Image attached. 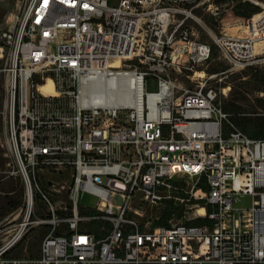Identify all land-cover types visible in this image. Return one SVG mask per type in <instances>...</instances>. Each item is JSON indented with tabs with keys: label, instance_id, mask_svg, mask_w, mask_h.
<instances>
[{
	"label": "built area",
	"instance_id": "built-area-1",
	"mask_svg": "<svg viewBox=\"0 0 264 264\" xmlns=\"http://www.w3.org/2000/svg\"><path fill=\"white\" fill-rule=\"evenodd\" d=\"M241 3L263 9L246 36L222 33L218 0H27L0 29L7 175L24 185L0 264H264V140L230 121V86H212L262 55L264 5L229 9ZM189 21L226 70L208 72ZM42 227L37 254L21 250Z\"/></svg>",
	"mask_w": 264,
	"mask_h": 264
},
{
	"label": "rangeland",
	"instance_id": "rangeland-1",
	"mask_svg": "<svg viewBox=\"0 0 264 264\" xmlns=\"http://www.w3.org/2000/svg\"><path fill=\"white\" fill-rule=\"evenodd\" d=\"M26 2H27V0H0V13L3 14V18L0 21V29H2V30L7 29L13 23L14 18L19 14V11L21 9H23ZM224 7L226 8V5H224ZM210 20L211 19L207 16L203 17V21L206 24H208V26L211 27L212 29H213V27H212L211 22L217 23L218 29L220 31L221 26H220L219 22H215L214 20L210 21ZM243 21L244 20H239V19L233 18V20H231L230 22H227V24L225 26H222V33L224 34V32H225L223 30V28H224L228 33H230L233 36H246L248 34V24H247V21H244L245 23L241 26V24H242L241 22H243ZM189 26L191 28H194L197 32H199L200 41L208 43L209 45H215L213 43L212 39L203 30V28L200 27V25H198L197 23H194L193 21H189ZM235 31H238V33H234ZM256 52H257V54H262V55L259 57L258 61L253 65V67L257 68V71L264 72V41L257 45ZM3 64H4V60L0 58V88L2 89V91H0V133H2V129L4 128V122H5L4 112H5V107H6V97H5V91H4L5 79H4L3 73H2ZM228 66H229L228 61L222 56L221 52L217 49L215 55H213V63H212V65H210L209 69L224 71L225 69L228 68ZM243 71H241V72H243ZM241 72L230 75L228 78H224V80L230 82L231 87H234V89H235L234 98H240L241 96L246 95V98L250 102H253V100L257 97V95L254 93H251L249 91V88L244 87V82H245L244 80L245 79L239 78ZM1 79H2V81H1ZM1 82H2V85H1ZM184 83H185V81H184ZM212 86L214 88H220V87H223L225 85H224V82L220 81V76H219L213 81ZM231 87H230V90H229L227 96L223 98V102L225 99L231 98V92H232ZM154 90H155V85H154L153 80L148 81L147 91L148 92H154ZM244 110L246 111V110H250V109L247 105H244ZM239 129H241V128H239ZM9 169H10V167L8 164V170ZM8 170H7V172H8ZM7 174L8 173L4 174V181L10 180V177L8 178ZM21 196H22L21 198H22V202H23L24 191H23V194ZM9 197L17 198L18 195H12V196H9L6 194L0 195V219L4 217V215L3 216L1 215V213L4 210L2 208V200L1 199L2 198L6 199ZM81 203L93 210L96 208V206L98 204V198L93 196V195H90V194H84L83 197L81 198ZM241 204L243 206H248L250 204V198L248 196L244 197L242 199ZM13 211H15V210H13ZM7 229H8V225H7L6 221H3V223H0V247L4 244V242L6 241V238L10 235V234L6 233ZM23 248H24L23 245H21L20 249L22 250ZM22 254H24L22 251H16L15 252V255H22Z\"/></svg>",
	"mask_w": 264,
	"mask_h": 264
},
{
	"label": "trees",
	"instance_id": "trees-1",
	"mask_svg": "<svg viewBox=\"0 0 264 264\" xmlns=\"http://www.w3.org/2000/svg\"><path fill=\"white\" fill-rule=\"evenodd\" d=\"M233 2L234 0H218L219 4L226 5V9H229ZM231 11L233 12L234 19L248 21L247 19L251 18L253 15L261 13L262 9L251 3H241L233 6ZM2 18L3 14L0 13V21ZM211 24L214 31L218 33V24L212 22ZM211 47L213 55H215L218 48L215 45H211ZM208 72L219 73L221 71L208 68ZM239 78L245 79L244 87L249 88V91L256 94L257 97L253 102H250L246 98V95L240 98H234V87H231L230 82L223 79L222 82H224V85L230 86L232 91L231 98L224 100L223 109L229 115L230 121L241 128L250 138L264 140V72L257 71V68L252 66L241 72ZM0 91H2L1 88ZM244 105H247L250 110L245 111ZM21 197L22 196H18L17 198H2V208L10 212L18 209L22 205ZM168 215L169 211H165L163 213V218H166Z\"/></svg>",
	"mask_w": 264,
	"mask_h": 264
},
{
	"label": "crops",
	"instance_id": "crops-1",
	"mask_svg": "<svg viewBox=\"0 0 264 264\" xmlns=\"http://www.w3.org/2000/svg\"><path fill=\"white\" fill-rule=\"evenodd\" d=\"M9 162H10L9 152H8V147L5 145L4 128H3L2 133H0V195L6 194L9 196L12 195L21 196L24 191V185L19 176L12 178L10 177V180L4 181V174L7 173ZM42 180L44 185L47 186L45 177H43ZM20 207L15 211H11V212L8 211L7 209H4L3 212L1 213V215L2 216L4 215V217L0 219V223H3V221H6L7 223L8 221L17 220ZM45 232H46L45 227L38 228L29 236H27L21 245H23L24 248L28 247L32 253L37 254V251L41 244L42 238L45 235Z\"/></svg>",
	"mask_w": 264,
	"mask_h": 264
},
{
	"label": "bare ground",
	"instance_id": "bare-ground-1",
	"mask_svg": "<svg viewBox=\"0 0 264 264\" xmlns=\"http://www.w3.org/2000/svg\"><path fill=\"white\" fill-rule=\"evenodd\" d=\"M261 5H264V0H261ZM231 20H233V12L229 9V10H226V12L221 17V25L225 26L227 24V22H230ZM241 23H242L241 24V26H242L245 22L243 21ZM223 30L225 31L224 32L225 35L233 36L230 33H228L224 28H223ZM234 33H238V31H235ZM130 83H132V82L130 81ZM42 89L45 92H53V83L51 81H49L47 83V85H45ZM100 89H101V86H100Z\"/></svg>",
	"mask_w": 264,
	"mask_h": 264
}]
</instances>
